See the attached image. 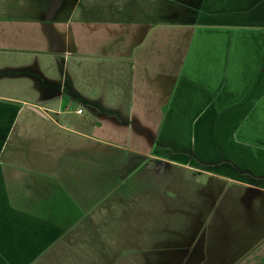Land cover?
I'll return each instance as SVG.
<instances>
[{"label":"crops","instance_id":"0c3cea01","mask_svg":"<svg viewBox=\"0 0 264 264\" xmlns=\"http://www.w3.org/2000/svg\"><path fill=\"white\" fill-rule=\"evenodd\" d=\"M5 8L0 73L19 80L0 82V264H191L181 247L209 222L229 228L194 247L201 264H264V0L108 7L74 22ZM45 57L75 81L95 65L110 97L66 124L56 117L78 103L75 86L57 106L11 95L52 82ZM152 233L163 247L142 244Z\"/></svg>","mask_w":264,"mask_h":264},{"label":"rangeland","instance_id":"374dc122","mask_svg":"<svg viewBox=\"0 0 264 264\" xmlns=\"http://www.w3.org/2000/svg\"><path fill=\"white\" fill-rule=\"evenodd\" d=\"M32 1L34 0H0V4H4L5 10L8 9H13V8H18V16H23L24 17H29L31 15V11H29L27 8L30 6L35 7L34 8V12H39V14H44L43 16H45V18L47 17H55V15H53L54 11L53 10H58L59 12H55V13H59V15L63 16V15H68L69 13H71L70 18L73 19V22L75 19H78V17H82V18H91V19H96V18H100L102 15H100V13L104 10V14L102 17H106V9L108 7H112V9H118V8H124L127 11H131V9L133 10H138V9H144V10H148L149 8H153L154 6L157 7V9H162V10H168V9H173L174 11H181V9H188L187 7L189 6V11H192L196 13L197 10L201 7L203 0H191V3L187 6L186 3L188 4V2H190V0H171L172 2H165V3H160V0H36L35 3H33ZM31 2V3H30ZM184 3V4H183ZM30 4V5H29ZM123 4V5H122ZM108 6V7H107ZM140 7V8H138ZM129 8V9H128ZM31 10H33V8H31ZM14 10H12L13 12ZM61 11V12H60ZM7 13H11L10 11H6V17H8V15H14L15 12L13 14H7ZM49 13V16H48ZM5 15V14H4ZM33 15L35 17H39L36 13H33ZM5 17V16H4ZM156 19V18H153ZM159 20V19H157ZM15 58H19V56H14ZM25 58V57H24ZM35 55H31L29 56V58L27 57V61H25V63L27 64V70H28V75H31L32 73H34L37 80L36 82H38L37 84H39V80H41V78L43 80H45L46 74H43L40 71L37 72L35 70V66L36 64H38L36 61ZM53 61L48 60L46 57L43 60V65L47 66L48 68H50V74H51V78H52V82H47L45 83L44 89L42 91V93H40V91L35 89V93L33 95H30L28 92H20V90L18 88L12 89L11 90V95H13L15 98H17L18 100H35L37 104H43V103H47V97H51V99L49 100L48 104L50 106H57L58 104H63L62 101H67V98H70V91H69V87L71 86H75L74 88H76L79 91V96H77L75 98L76 101H78V103L76 104H71L68 103L66 105V108L64 109H68L69 112L66 113L65 115L61 116H57L56 119L60 122H65L66 124H71V123H75V122H84L85 120V116L86 114L89 113L90 109L89 107L92 105L94 106V108H98L100 105L94 104V101L96 100V97L98 96L99 99L103 96L104 99H108L110 97V95L108 94V91L106 90V92L104 90L100 91V85L97 86V90L94 88V83L97 82L96 78L97 76L94 75L96 74V66L94 65L92 69V73L91 70H85V77L83 80L80 81V79H78L77 81H75V79L73 78V73L74 69L72 68V66H70L69 64H67V68H64L63 62H57L55 64L52 63ZM93 70H95V73H93ZM4 70H2L3 72ZM110 75H113L111 73H109ZM41 76V78L39 79V77ZM17 78H13L11 79L10 76L8 75H1L0 73V82L3 81V86L6 88H9L10 83L13 82H17ZM80 81V82H79ZM79 82V83H78ZM99 80H98V83ZM95 90L97 91V94H95ZM97 95V96H96ZM62 98V99H61ZM90 99H93V101H90ZM62 100V101H61ZM22 103V102H20ZM91 105H89V104ZM79 109L80 111L78 112ZM77 110V111H76ZM76 111V113H75ZM83 111V114H81V112ZM78 113V114H77ZM90 113H94V112H90ZM99 113V112H98ZM39 114V113H38ZM93 115V120L94 118V114ZM130 181H127L126 183H132L135 181V179H131V177L129 178ZM131 185V184H130ZM236 218L234 217V215H232L227 219L229 225H232V221H234ZM246 223V222H244ZM243 223V224H244ZM220 226H222V223H219ZM206 226V224H205ZM223 227V228H222ZM222 227H217L214 226V222H209V227L205 230V232L203 230H201L199 233H197L194 237H193V244L191 243L190 246H192V250H188V245L186 246H182L181 247V253L186 257V260L188 262H190L191 264L194 263V260L196 258L195 263L197 262V264H201L203 261V256H199L197 254L194 253V247L196 248V250L200 252V250L202 249V239L205 237V244L204 246H206V244L209 241H214V240H210L207 239L208 236L209 238H214L213 235L215 234L218 237H222L224 235V233L228 230L229 226L225 225ZM238 227V224H237ZM153 231L155 230V227L152 226ZM222 228V229H221ZM249 229V228H246ZM223 231V235L220 231ZM251 230V229H250ZM141 232V231H140ZM253 233V231H252ZM155 233H152L151 236H149V243H142L146 248L147 247H155L156 242H159L158 245L160 243L163 245H165V241L162 240H157L154 237ZM187 234V233H186ZM153 237H154V242H153ZM244 238V239H241ZM171 239V238H170ZM175 239V238H174ZM227 240V242H229V236L225 238ZM179 242L180 240L183 241V239H181V237L178 238ZM191 240V241H193ZM215 240H219V239H215ZM187 241V240H186ZM238 242L240 243H244L243 245L246 247L247 245H250L252 243V245H254L255 241L253 239V235L249 234L247 232H240V234L238 235ZM230 243V242H229ZM228 243V244H229ZM258 243V242H256ZM256 245V244H255ZM208 250H213V246L209 244V247L207 248ZM147 250V249H146ZM200 258V259H199ZM208 256H204V259H207ZM199 259V260H198Z\"/></svg>","mask_w":264,"mask_h":264},{"label":"water","instance_id":"95a60500","mask_svg":"<svg viewBox=\"0 0 264 264\" xmlns=\"http://www.w3.org/2000/svg\"><path fill=\"white\" fill-rule=\"evenodd\" d=\"M36 112L40 113L36 108H33Z\"/></svg>","mask_w":264,"mask_h":264},{"label":"built area","instance_id":"2783aa9c","mask_svg":"<svg viewBox=\"0 0 264 264\" xmlns=\"http://www.w3.org/2000/svg\"><path fill=\"white\" fill-rule=\"evenodd\" d=\"M80 110H78V112H79Z\"/></svg>","mask_w":264,"mask_h":264}]
</instances>
